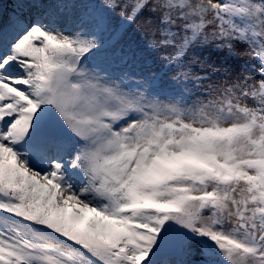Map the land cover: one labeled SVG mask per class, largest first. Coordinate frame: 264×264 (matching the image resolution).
<instances>
[{
  "label": "snow or ice",
  "instance_id": "6c2138e0",
  "mask_svg": "<svg viewBox=\"0 0 264 264\" xmlns=\"http://www.w3.org/2000/svg\"><path fill=\"white\" fill-rule=\"evenodd\" d=\"M0 264H264V0H0Z\"/></svg>",
  "mask_w": 264,
  "mask_h": 264
}]
</instances>
